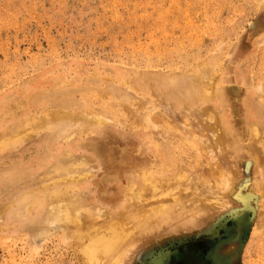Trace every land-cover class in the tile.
I'll return each instance as SVG.
<instances>
[{"label": "rangeland", "instance_id": "rangeland-1", "mask_svg": "<svg viewBox=\"0 0 264 264\" xmlns=\"http://www.w3.org/2000/svg\"><path fill=\"white\" fill-rule=\"evenodd\" d=\"M197 80L208 86L202 95L193 87ZM263 81L264 0H0V141L25 123L42 125L28 141L0 149V264H85L62 230L40 224L38 210L27 213L32 200L22 197L42 192L43 184L51 190L60 179L106 217L126 204L132 174L138 181L146 169L166 175V183L178 174L189 177L186 187L180 179L175 187L185 206H193L222 167L215 174L226 173L223 184L219 180L226 188L212 183L207 190L221 189L226 199L234 191L232 209L163 225L129 250L126 263L264 264V154L250 130L257 125L264 132ZM213 114L232 136L233 158L217 147L221 129ZM187 130L190 136L195 131L188 145ZM101 149L113 163L100 159ZM197 150L201 156L207 150L206 161ZM78 160L85 164L77 167L81 183L73 186L76 172L67 180L54 165ZM116 169L122 173L118 190L106 182ZM205 169L210 174L200 184ZM247 196L250 205H242ZM155 201L148 197L143 205L155 207ZM104 216L97 221L104 224Z\"/></svg>", "mask_w": 264, "mask_h": 264}, {"label": "bare ground", "instance_id": "bare-ground-1", "mask_svg": "<svg viewBox=\"0 0 264 264\" xmlns=\"http://www.w3.org/2000/svg\"><path fill=\"white\" fill-rule=\"evenodd\" d=\"M198 66H199V63H198ZM193 85H194L193 86L194 89L197 90L198 91V94H201V95L208 88V86L205 87L204 83H201V81H199V80H197V82H193ZM261 88H263V87H261ZM262 90H263L262 92H264V89H262ZM260 99H258V100H260ZM208 109L211 110L212 109L211 106L210 107L208 106ZM148 114L149 113H147V119L148 120H146L145 122L143 121L144 123H146L145 126L146 125L147 126L152 125L151 123H153L151 121V118L149 117ZM59 115H60V113H59ZM191 115H193V113ZM50 116L51 115H49V117ZM203 116H204V114H203ZM213 116H214V114H213ZM75 117L77 118L76 120H78L77 114L75 115ZM214 118H215V116H214ZM70 119H71V117H70ZM99 120L100 119L95 120V122L97 124H100L101 123V120L100 121ZM216 120L218 122H216ZM216 120L214 122L212 121V123H215L216 122L217 124L220 125V128L219 129H221V131L219 133V137L217 138V137L214 136L215 139H217L216 140V143L218 145L217 147L222 152L225 151V152L229 153L230 154V158L231 157L233 158V157H235V155L233 154V152H234L233 149H235V147H233L232 146V143H231L232 136L228 134L226 124L224 123V125H223L222 122L220 124V120H218V118ZM187 122H189V121H187ZM216 123L214 125L217 127ZM27 124H28V127H26ZM206 124H208V123H206ZM213 126L211 124V125H206V126H203V127H205L206 130H209V131H211L213 133L214 132L213 131ZM37 127L38 128L39 127H42V125L41 124H38L37 121H35V123L28 122V123H25L24 129H18V130H16V132L13 133L14 135L13 134H10V135H6L5 134L6 135V136L4 135L5 138L3 137L4 139L2 138L1 141H0V149L1 150H4V149H6V147H8L11 144L17 146L18 144H21L23 141H26V140L28 141L29 138H31L33 135H35L36 133H38V130L41 131V129L40 128L37 129ZM171 127H172V129L175 128L173 126H171ZM190 127H189V129H190ZM216 127H214V128H216ZM36 129H37V132H36ZM177 129L179 131V128H177ZM177 129H175V131ZM186 129H188V128H186ZM219 129L217 128L216 130L219 131ZM200 130L202 131V128ZM250 130L252 131V135L255 138V141H254L253 138H252L251 141H253V142H255V144L257 143V145H259V147H257V148H259V150L262 151V155H263L264 154V132L257 125H255V126L253 125L252 126V129H250ZM19 131H21L22 134ZM201 131H199V132H201ZM211 132H209V134ZM187 133H189L188 130H187ZM187 133H185V134H187ZM192 133H193V135H192ZM192 133H191V136H190V133H189L187 137H183L185 134L184 135H181V141H182V143L185 142L188 145L189 143L195 142L194 141L195 140V134H194L195 131L192 132ZM203 133H205V130L202 131V133H201L202 134V137H205L206 136L205 134H207V133H205V134H203ZM70 134H72V133L70 132ZM201 134L199 133L198 136H200ZM60 135H62V134H60ZM60 135H58V137H60ZM66 135L69 137V134H66ZM228 136H229V138H228ZM182 137L184 138V142H183V138ZM197 144L199 146L198 149L202 148V143L200 144L199 142H197ZM252 146H253V143H252ZM207 148L208 149H211L210 146H207ZM250 150H253V147ZM201 151H198L197 150V153H200ZM257 151H258V149H257ZM195 152H196V150H195ZM251 152L254 153L255 151H251ZM96 153L98 154V156L100 157V159H102L103 161H109L110 163H113V160H115L113 157L110 156L109 152H107L106 150L104 151V149H101L99 151L96 150ZM204 153H207V150ZM204 153H203L202 156H201V153H200V156L201 157L206 156ZM255 155H257V154H255ZM201 157H199L198 159H200ZM252 157H253V155H252ZM203 158L205 160V157H203ZM253 159H257L259 161L258 158H255L254 157ZM81 161H83V160L81 159ZM83 162H85V161H83ZM208 162L210 164L211 161L209 160ZM227 162H229V161H227ZM230 162H231V160H230ZM85 163H83V165H82V163L79 162V160H78V162L72 161V163L69 164V165L63 164V163H57L56 165H54V168L57 170V174L59 176H63V177L65 176L64 179H66V176H68L67 177V180H71V179L73 180V178H71V176L73 177L75 175L76 177L73 180V181H75V182H73L74 185L72 184L73 186H75V185L79 184V182H80V181H78L80 178L77 179L78 176H81L82 177V175H81L82 171H81V173L79 172L80 175H76L77 174L76 171L79 170V169L77 170V167L78 166L80 167V165H81V167H83ZM196 163H197V161H196ZM200 163H198V164H200ZM218 164L219 163H217V166H216V163H215V166L216 167H214V169H213L214 171H216L215 168H217V167L220 166V164H219V166H218ZM231 164H232V162H231ZM201 165H203V163ZM203 166H205V165H203ZM81 167H80V169H82ZM197 167H199V166H197ZM229 167L231 169L232 166L230 165ZM209 168H210V166H209ZM222 168H221V170H219L218 168L217 169L219 171H222ZM191 169L193 170V168H191ZM207 169H208V163H207ZM210 169H212V168H210ZM209 170H206V169L204 170L205 176L202 174L203 175V178L202 177H199L200 179L199 178H197V180L195 179L197 181V183H198V179H199V182L200 181H203V183L207 182L208 179H207L206 175H208L210 173L206 174V171L208 172ZM217 171L214 172L213 175L210 174V177L212 176L211 178H213V179H211L212 180L211 182H209L210 180L208 181V183L210 185L208 184L207 186H209L210 188L209 187H206L204 185L205 188H207V189L209 188V190H210L211 189V186H213L212 183L213 184H219V180H220V183H221V179L222 178H220V177L221 176H225L226 173L225 174L222 173L223 175H221L219 173L218 174H215V173H217ZM234 171H235V169H234ZM73 172H76V173H73ZM211 172H213V171L211 170ZM226 172L229 173V170L226 171ZM72 173L74 175H72ZM111 173L112 174H109L108 173V175L106 176V182H108V184H110V185L111 184L114 185L115 186V189L118 190L119 187H120L119 186V183H118V180H119L118 176H120L122 174L121 173V170L119 171L118 169H116V170L111 171ZM141 173L142 174L140 175L138 181L137 180L132 181V178H133L132 176H134V174L131 175V178L129 177V180L131 181V183H130L131 184V187L125 190V195H124L125 196L124 197L125 200L124 201H125L126 204L124 203L125 205L123 207L114 208L113 210H111L110 212H108V214L106 213V217L104 216V213L102 212L103 213L102 215L105 217V221H104L105 223L104 224L101 223V221L103 219L100 220V223L101 224L97 221L102 216L101 213H100V211H102L103 209L102 208L99 209L98 208L99 206L98 207L97 206L94 207V205H93L92 208H88V207H91V206L90 205L88 207L86 206V204L84 203V200L81 199L82 196L81 197L76 196L75 195L76 193L69 192L70 190H65L63 187L60 186V184H61V180L60 179L55 180L56 182H54V180H53V183L55 185L53 186V188L51 190L47 188V187L51 186L50 184H45V185L43 184L44 186L42 185V192H39V193L36 192L37 194L32 192L30 194L25 195V198L22 197V200L23 199L26 200V201L32 200L31 201L32 204L29 205V207L27 206V213L31 214L32 212L38 210V211H36L37 212L36 213V217H37L36 220L38 222H40V224L44 223L45 226H47V228H49V229H50L51 226H52V228H56V229L58 228L59 230H62L64 232V234H65L64 235V239L66 238L65 236H67V237H69V239L71 238L73 240V243H75V245L78 246V248L80 249V251H81V257H83V262H85V264H125L126 261L128 263V258H129L128 255L130 254L129 250L130 249L132 250V248L135 247L138 244V242L142 241L146 237H148V236L151 237V234L150 233L151 232L158 231L163 225H165L167 227L174 226L177 223L184 222V220H186L187 218H189L188 217L189 215H191V214H197L198 212L205 211V210H207V211L210 210V211H214V213H217L219 210H222L223 208H224V210L225 209H230V208L232 209L231 206L234 204V203L232 204V200H229L231 198V196L234 195V193H232L234 191L231 192L232 195L228 194L230 196V198L229 199L227 198L228 199L227 200L226 199V196H224V193L225 192H223V196H222V193L220 192L221 189H219V192H217V191H216L217 193L215 192L217 194V197H215V196L212 197V193L214 192V190H213V192L210 195V193H208V192H211V191H208L207 189H205V193H201V195L203 194V196H200L199 195L200 197H198V198L195 197L193 199V201L196 199V203L193 206H191V203H189L190 206H188L187 204H186L187 206H185V201L181 197H179L181 195L178 194L179 188L175 187V182L176 181H179V179H180L181 180V183L180 184H182L183 182L186 181L185 179L186 178H189V177L183 176V177H185V179H183L178 174V176H176V178H175V181L173 180V182H172V181H169L167 179L168 180V183H166L164 181L166 175H165L164 179H161L159 176L154 175L155 173L152 174V172L147 171L146 169L143 170V172H141ZM187 173H185V175ZM228 173H227V176H228ZM67 174L70 175V178L71 179L69 178V175H67ZM180 174L182 175V173H180ZM232 175H233V173H232ZM196 176H198V175H196ZM196 176H194V177L196 178ZM177 177H178V179H177ZM210 177H208V178H210ZM83 178H85V175L83 176ZM205 179H207V180L205 181ZM228 179L230 180V178H228ZM226 180H227V178H226ZM62 181H63V178H62ZM192 181H194V179ZM163 182H165V183H163ZM223 182H224V180H223ZM231 182H232V177H231ZM185 183L182 184L183 185L182 187H186L187 184L185 185ZM192 183H196V182H192ZM201 183L202 182H200V184ZM221 184H223V183H221ZM229 184H230V182H229ZM231 184H233V183H231ZM231 184H230V186H233ZM204 186H201V187H204ZM216 186H218V185H216ZM222 186H224V185H222ZM222 186L221 185L218 186L217 189L219 187L221 188ZM195 187H197V186H195ZM224 187L226 188V186H224ZM229 187H228V190H230ZM187 188H188V186H187ZM72 189H75V188L72 187L71 188V191H72ZM182 189L180 188V190H182ZM190 189H191L190 191H192L193 187L190 188ZM187 190H189V189H187ZM202 190H204V189H202ZM222 190H224V189H222ZM194 191H195V189H194ZM197 191H198V189H197ZM206 192L211 197L210 196H206ZM179 193L181 194L182 192H179ZM215 193H213V195H215ZM199 194H200V192H199ZM204 194H205V196H204ZM163 195H164V197H165V195L167 196L166 197V200H163V199H165V198H163ZM182 195H183V193H182ZM158 196H160V197L162 196L161 197L162 199L161 198L159 199ZM171 196L174 197L173 200H171L172 199ZM196 196H198V193H197ZM263 196H264V193H263ZM148 197H150V198L151 197H153V198L156 197V201L155 202L158 201L157 200V197H158V199L161 200V202L159 203V201H158V204L155 207H150V208L146 209L147 207L144 206L143 204L146 201V199L148 200ZM168 198H170V199H168ZM192 198L193 197H191V199ZM249 198H250V196L244 197L243 200H242L243 202L241 201L242 202V205H244L243 203H245L246 205H250V199ZM170 200H171V202H168ZM189 202H192V200H189ZM147 205H148V203H147ZM95 209L98 210V211L95 212L94 211ZM224 210H222V211L224 212ZM238 220H240V219H238ZM244 222L242 223L243 225L246 224ZM48 226H50V227H48ZM43 231L44 230H41L40 231L43 235L41 233L40 234H41V237L42 238L44 237L43 239H45L46 238L45 235L47 236V233L49 231L47 229H45V232L44 233H43ZM61 236L63 237V235H61ZM70 241L71 240H69V242ZM35 251H36V249H35Z\"/></svg>", "mask_w": 264, "mask_h": 264}]
</instances>
